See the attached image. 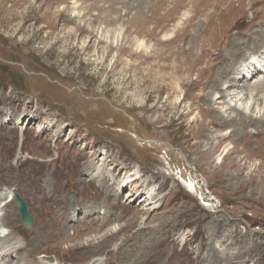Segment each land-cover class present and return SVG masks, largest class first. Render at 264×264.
I'll use <instances>...</instances> for the list:
<instances>
[{"label": "rangeland", "instance_id": "obj_1", "mask_svg": "<svg viewBox=\"0 0 264 264\" xmlns=\"http://www.w3.org/2000/svg\"><path fill=\"white\" fill-rule=\"evenodd\" d=\"M135 3L0 0V191L17 189L34 217L33 227L26 228L16 202L11 203L9 230L26 247L21 258L29 264L45 261L42 255L54 256L59 264H95L98 258L109 259L108 264H220L211 258L260 245L245 264H264V171H252L264 157L254 156L248 169L237 171L235 166L243 165L249 153L239 136H227L234 127L210 125L205 130L193 121L197 113L202 122L212 118L202 113L206 105L198 100L209 87L183 84L172 89L177 78L181 80L179 74L171 72V79L165 80L162 75H169L168 70L159 73L154 65L155 77L148 64H139ZM168 4L162 13L173 5ZM194 8L192 0H186L179 13L194 15ZM73 9L83 12L85 24L67 19ZM211 12L198 13L191 29L207 26ZM115 15L120 20L109 22ZM217 18L219 25L204 38L209 44L193 68V81L207 80L209 73L203 76V70L215 69L219 48L225 51L233 40L244 46L254 33L263 32L264 0H224ZM177 20L166 29H173ZM154 22L151 19L149 27ZM99 25L111 32L114 46L101 42L99 49L94 44L79 47L78 41L89 35L88 26ZM214 34L218 42L212 43ZM147 41L151 47L160 43L159 36ZM255 43L263 46L264 36ZM103 50L101 58L98 52ZM184 109L191 112L182 116ZM261 138L254 137V142ZM228 150L231 154L224 158ZM62 152L65 158L56 160ZM77 153L83 154L81 165H99V157L107 154L104 175L97 177L96 168L87 173L72 162ZM219 164L225 170L215 171ZM129 177L137 181L130 185ZM119 179L126 185L120 187ZM186 181L202 187L193 195ZM137 186L139 199L154 192L164 200V208L149 214L138 197L131 203L127 195ZM77 196L94 206L80 211ZM69 214L81 223L67 222ZM54 218L57 225L52 228ZM101 218H110L109 223L95 230ZM121 225L126 227L121 235L102 240L106 231ZM230 233L232 244L225 241ZM87 237L96 243L90 246Z\"/></svg>", "mask_w": 264, "mask_h": 264}, {"label": "bare ground", "instance_id": "obj_2", "mask_svg": "<svg viewBox=\"0 0 264 264\" xmlns=\"http://www.w3.org/2000/svg\"><path fill=\"white\" fill-rule=\"evenodd\" d=\"M223 1L224 0H220V1L214 0V2L212 0H192L195 7L194 15H189V13H183L180 15L179 10L183 6H185L186 0H136L137 4L136 3L135 4H136V8L138 9H137V14L134 15L135 16L134 21H136L135 32L137 33L138 36L137 38L138 53H136L135 56L137 57L140 65H145V64L149 65L150 67L149 72H151V74L153 73L155 77L156 74L152 72V68L154 65L158 66L159 70L157 71L159 73H161V71H167V70L169 71V75L167 74L162 75V77L165 80L171 79L172 73L173 75L176 76L177 74H179L181 80L177 78L176 85L175 83L173 84V82L171 81L170 84H173L172 89L173 88L178 89L183 84L192 85L191 89L192 88L196 89L202 85H207L209 87L208 91H205L206 89L203 90V92L198 96V100L199 102H202L206 105V107L204 108L203 106H201L202 113L206 116H212V118L210 119L209 122H202V119L200 120V116H198L197 113L196 115L197 117H195L193 121L196 124L197 123L200 124L202 128H204L205 130H208L210 125L213 126L218 125L221 127L233 126L234 131L231 130L227 136H229L230 139H232V137L234 138L235 136H239L240 138L238 137L237 139L239 141H242L245 145L243 147L244 148L243 151L245 153L246 152L249 153V157L245 155L242 158L246 160V162H244L243 165L237 164V166H235V169L237 171H244V169H248L247 164L249 163L248 161L251 158L257 155H261L262 157H264V45L259 46L256 43L253 44V41H256L258 36H262V35L264 36V30H262L263 32L261 33H254V35H252L251 38L252 41L250 42L249 40L248 41L246 40V42L243 44L244 46H237L239 44V41H237L235 44V42H233L235 40H233L231 44L229 43L228 45L229 48H227L225 51L222 48H219L216 52L217 53L216 56L214 57V59H218L217 64L214 65L216 66L215 69L212 70L211 69L212 67L209 66L204 68L203 70L204 72L203 76H205V72L209 73L207 80L202 82L198 80H197L198 82L191 80L192 73L194 72L193 68H195L198 59L204 56L205 53L204 48L209 44L207 43L208 40L204 39L205 36L209 34L212 27H215V25H219L217 16H218V11L222 7ZM170 2H172L173 5L169 7L168 10H166L164 13H162L161 12L163 11L162 9H164V7H167V5H169L168 3ZM206 9L212 11L211 13L213 17H210L207 26L200 29L199 28L195 29L196 28L195 26L194 27L195 31H193L191 29V26L197 14L205 11ZM83 17H84L83 12L81 10H76V9H73L67 14V19L70 21H76V23L78 22L83 23V19H82ZM177 17L178 20L174 22L173 29L172 28L166 29V26L169 25L170 22H173L174 19ZM151 19L155 21L154 22L155 26L153 28L149 27ZM87 20H92V19L88 18ZM118 20H120V18L115 15V17L109 19V22L115 23ZM85 22L83 24H85ZM87 30L89 35L85 36V38L87 39H82L78 41L79 47L84 48V47H88L91 44H94L99 49V44L101 42L107 45L111 43L114 46L115 42L112 41L113 36H110L111 32L110 33L106 32L108 30L104 31L102 25L93 26L92 28L88 26ZM65 32L71 33L72 31L65 30ZM215 35L216 34H214L213 36L212 43L218 42L217 41L218 38H216ZM156 36H159L158 42L160 43L158 44L155 43V45L153 44L154 46L152 47L150 45H147V42H149L147 41V38H154ZM93 41L95 42L93 43ZM116 45H118V43ZM104 51L105 50L101 52L102 54L98 52L99 57H101L102 55L104 57L105 54ZM170 60H173L172 63L168 62L165 64L164 63L161 64V62H166ZM172 65H173V70L170 69ZM140 70L144 72L146 69L145 67L142 68L140 66ZM61 71L63 75L65 74L67 75L65 69L60 70V72ZM261 75L262 77H260ZM242 78L243 79L245 78L244 82L239 83L238 81H240V79ZM254 78L256 79L254 80V82H252ZM166 84L169 86V83L166 82ZM163 87L164 86H162V88ZM162 88L161 87L159 88L158 90L159 93H161L164 90ZM215 103L222 104L223 109L216 108L214 106ZM181 105L182 103L180 104V106ZM190 112H191L190 109L188 110L184 109V111L182 112V116H184V114L186 116ZM49 122H51V120ZM251 126H254L255 130L249 129L251 128ZM238 129L241 130L240 133L237 132ZM261 135H263V138H261L260 141L258 142H254L255 141L254 137H258ZM218 145H220V142L216 144L214 151H217ZM250 151H254V152H250ZM230 154H231V150H228L225 153L224 158H226ZM64 158H65V154L62 152L59 153L58 158L55 159L62 161ZM82 158H83V154L77 153L76 155L71 157V160L72 162L74 161L77 166H83L84 169H87L86 171L87 173H89V169L96 168L97 177L104 175V171L107 166L106 165V160L108 159L107 154H104L101 157H99L100 160L102 161V163L99 165L97 164L94 165L92 163L93 161H86V163L81 165L82 161L80 162V160ZM263 163L264 162L262 163L260 162V164L256 165L253 169L252 168L250 169H252V171H264ZM222 168L223 165L219 164L215 167V171ZM119 170H121V167ZM223 170H225V168H223ZM158 174L161 175L162 172L158 171ZM129 178L130 179L127 181V183H129L130 185H133V182L137 181L136 178L133 177H129ZM186 183H187L186 187L188 192L193 195L202 187L199 182L197 183L198 185L195 184L194 186H192L193 183L190 184L188 181H186ZM100 185L104 187L106 183L101 182ZM118 185L120 187H123L126 184L124 181H121L119 179ZM141 193H142L141 188H138L137 186V188H135V192L127 195V199L130 200L131 203H133L135 199L139 195H141ZM109 194H111V192ZM13 196H14V189L13 191L9 190L7 192L0 191V241H1L0 246L4 244L5 246H7L4 248L2 247L0 249V264H20V261H23L24 264H29L26 261H24L25 257L21 258L22 255L26 256V254L21 253L25 246L19 245L18 243L20 241H15L18 240V237L14 235L15 233L13 230H9V223H11L9 222L11 220L10 206H12L11 204L12 202H15ZM137 199H139V197ZM139 200L142 207L149 214L154 211L156 212L161 207L164 208L163 205L164 200L160 201V198L157 199L156 194L154 192H147L146 195L141 197ZM80 202H82V206H80V211L86 212L87 210H84V208H89L90 205L94 206L93 203H91V201L88 202L81 201L80 198L78 199L77 196V203L75 204H80ZM156 203H159V205L155 207L154 205ZM211 207L212 208L215 207L213 203L211 204ZM75 211H79V209H76ZM106 214L107 212L104 213V215ZM66 217H67V222H69L70 220L72 222L77 220L78 224L81 223L78 222V219L72 220L73 217L71 216V214H69V216ZM55 219L56 218H54L51 222L52 228H53L52 224L56 222ZM109 219L110 218H101V221H99L101 223L98 227L95 228V230L109 223ZM125 225L123 226L121 225L122 228H119L118 230L106 231L104 234L102 233L103 234V238L101 237L102 240L106 242L108 236L116 237L117 235L118 236L121 235L120 233L123 231L124 228H126ZM111 229H114V226L110 228V230ZM78 230H81V228H79ZM229 236L225 237L226 239L225 241L231 240V244L234 243V241L232 240L231 233L229 234ZM44 238H38V240H43ZM68 239L69 237L66 238V240ZM78 239L81 241L83 237ZM95 239L87 237L86 240L88 244L91 246V244L96 243L94 242ZM36 244L37 242H34L33 246H36ZM8 246H10V250L6 253L4 249L5 248L8 249ZM259 247L260 245H256L255 248L249 246L246 251L243 250L242 252H238L237 254H232L231 256L226 254L224 258H223V254L222 255L220 254L219 258L214 256L215 258L213 257L211 259L213 263L215 259L216 261L218 260L220 264H245L251 259V256L254 254V251L258 250ZM119 250L120 249H118L117 252H119ZM216 250L219 251L220 249L216 248ZM103 254H105V252ZM106 260L98 258L95 260V264H108ZM40 264H59V263L57 260L54 263H49L48 260H45L43 262H40Z\"/></svg>", "mask_w": 264, "mask_h": 264}, {"label": "water", "instance_id": "obj_3", "mask_svg": "<svg viewBox=\"0 0 264 264\" xmlns=\"http://www.w3.org/2000/svg\"><path fill=\"white\" fill-rule=\"evenodd\" d=\"M14 200L17 203V209L21 214L23 225L26 228H32L34 225V217L29 211V206L27 202L24 200V198L21 196L17 189H14ZM42 258L44 260H48L49 263L55 262L54 256L42 255Z\"/></svg>", "mask_w": 264, "mask_h": 264}]
</instances>
